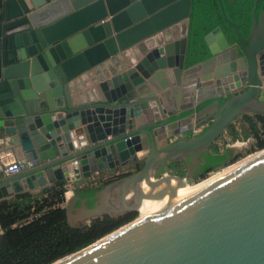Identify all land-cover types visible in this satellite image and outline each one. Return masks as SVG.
Returning <instances> with one entry per match:
<instances>
[{
	"label": "water",
	"instance_id": "95a60500",
	"mask_svg": "<svg viewBox=\"0 0 264 264\" xmlns=\"http://www.w3.org/2000/svg\"><path fill=\"white\" fill-rule=\"evenodd\" d=\"M189 3L0 0V200L128 169L89 207L70 197L65 220L137 212L170 178L184 183L163 163L189 156L190 170L232 118L264 114V3L244 37L228 21L235 39L214 28L210 56L186 65ZM207 63L214 89L202 94L194 70ZM190 119L210 125L176 139ZM136 217L49 264H264V150Z\"/></svg>",
	"mask_w": 264,
	"mask_h": 264
},
{
	"label": "trees",
	"instance_id": "16d2710c",
	"mask_svg": "<svg viewBox=\"0 0 264 264\" xmlns=\"http://www.w3.org/2000/svg\"><path fill=\"white\" fill-rule=\"evenodd\" d=\"M197 10L191 7L190 20L188 21V40L186 53L190 55L187 65L203 59L202 48L194 43L192 38L197 32V40L202 41L203 32L200 30L201 22L193 12ZM193 16V17H192ZM243 115L247 128L237 131L233 126L226 127V133L231 139L238 137L247 138L255 136L259 132L257 122L264 124V118ZM224 145V143H223ZM263 142L256 146L262 148ZM264 149V148H263ZM260 149V150H263ZM227 149L223 146L219 153L216 144L210 147L213 160L220 161V165L227 155ZM219 156V157H218ZM208 161V156L205 158ZM221 159V160H220ZM212 167L210 170L215 169ZM62 180L52 183L49 190L32 196L28 192L17 193L9 199L0 200V215L3 212L2 205L10 217L7 224L0 222L2 233L0 235V264H49L54 260L69 254L100 236L110 232L134 217V212L117 216L103 214L90 218L89 222H79L69 226L65 220L64 197L61 186ZM96 192V188L84 187L77 190L79 197H89Z\"/></svg>",
	"mask_w": 264,
	"mask_h": 264
},
{
	"label": "flooded vegetation",
	"instance_id": "af4514ba",
	"mask_svg": "<svg viewBox=\"0 0 264 264\" xmlns=\"http://www.w3.org/2000/svg\"><path fill=\"white\" fill-rule=\"evenodd\" d=\"M264 3V0H190L189 3V14H188V21L190 20V15H191V7L194 5L197 7V10L193 12V16L195 15L198 21L201 22L200 25V30L203 32L202 36V41L197 40V32L194 33V37L192 40L194 43L199 44V46L202 48V53L203 55H206L203 59L207 58L210 56L208 53L204 42H203V37L207 33L211 32L214 28L218 27L220 31L226 36V39L228 43L232 42L235 39L234 32L229 25L228 21L237 24V29L240 32V34L244 37L246 35L247 29L250 25V17H249V12L250 9L252 8L253 4H255V14L258 13V11L262 8V5ZM192 16V17H193ZM188 28V25H187ZM188 40V34L186 36V44ZM186 57L184 58V62L187 65L186 61L189 59L190 55L186 53ZM201 59V60H203ZM199 60V61H201ZM198 62V61H197ZM193 64V63H192ZM191 65V64H188ZM225 98H220L219 103L223 102ZM208 102H211L208 101ZM207 102V103H208ZM218 103V105H219ZM190 112H180L178 117H185L189 114ZM243 115H249L253 116L254 119H256L257 116H262L264 118V114H256V113H245L241 115H237L234 118H232L231 121L238 119L240 127L238 128V125H235V123H231L229 121L228 125L233 126L237 131L242 130L243 128H247L248 124L244 123L243 120ZM174 118H171L168 120V122L173 121ZM201 121V119L198 120V123ZM194 121L192 120V127L187 132H184L183 136L178 137L176 139L180 138H189L191 136H196L201 134L204 130L208 128L210 125V120L206 121L202 124H199L196 128L193 127ZM185 126V125H184ZM226 126V127H227ZM257 126L259 127V132L255 136H248L247 138H250V143L252 144L253 147H256L260 143H262V140L264 138V124L262 122H257ZM226 127L223 131L226 132ZM221 135V134H220ZM220 135L213 141L212 144L208 147L207 151L202 152L198 155L196 159V164L193 166L190 170L188 168L191 165L190 162V157L187 156L184 160H177L174 162H166L163 163L160 168L164 173H172V174H177L181 177H184V182H188V180L193 179L197 177L200 174H203L207 171H209L212 167H216L217 165L220 164V161H216L217 158L213 160L212 157L213 154L210 152V147L215 144V141L219 139ZM242 138V137H241ZM245 138V139H247ZM174 141V140H171ZM224 147L228 150L227 155L225 156L223 161H228L231 158H233V154L231 149L227 147L226 144H224ZM222 151V149H219V153ZM206 156H208V161L205 159ZM219 157V156H218ZM221 160V159H220ZM142 164L136 165L133 167L134 169H139ZM111 172V171H110ZM187 175V177H185ZM102 177V176H99ZM100 183L101 180H97L96 183L92 188H100ZM89 187V186H88ZM80 198H86L85 200V205L87 207L91 206V200L90 196L89 197H80ZM131 211L124 212L128 214ZM124 213H120L117 215H121ZM117 215H112V216H117ZM90 218L88 219L87 222H89ZM79 222H84L85 221H77L75 225Z\"/></svg>",
	"mask_w": 264,
	"mask_h": 264
},
{
	"label": "rangeland",
	"instance_id": "374dc122",
	"mask_svg": "<svg viewBox=\"0 0 264 264\" xmlns=\"http://www.w3.org/2000/svg\"><path fill=\"white\" fill-rule=\"evenodd\" d=\"M231 123H235V125H238V128L240 127L238 119L231 121ZM250 140H251L250 138L244 139L241 137H238V139L233 140L229 137V135L225 131H222L219 139H217L215 141V144L218 146V148L220 150L224 146L223 143L226 144L227 147H229V149H231L232 153H234L233 158L228 160L225 164L220 165L219 167H216L215 169H212V170H209L203 174H200L197 177L188 180V182H184L183 185L194 186L196 184H199V183L203 182L204 180H208L210 177L221 173L225 169H228V168L248 159L249 157L263 151L260 149L264 148V138L262 140L263 146H262V148H259V149L256 147H253L252 144L250 143ZM132 170H134V168ZM130 171L131 170H128V169H122V170L119 169L118 171H111V172L106 170L105 172L99 173L98 175H101V174L103 175L102 177L104 179L101 180V183L106 184L107 182H110L112 180H115L119 177L126 175ZM32 196H39V194L32 195ZM3 207H4V205H2L3 212L0 215V222L7 224L10 220L9 219L10 217L8 216L6 209H4ZM144 213L145 212H140L139 214L141 216H143ZM139 214H138V212H134V217L135 216L138 217Z\"/></svg>",
	"mask_w": 264,
	"mask_h": 264
},
{
	"label": "bare ground",
	"instance_id": "6f19581e",
	"mask_svg": "<svg viewBox=\"0 0 264 264\" xmlns=\"http://www.w3.org/2000/svg\"><path fill=\"white\" fill-rule=\"evenodd\" d=\"M180 29V28H179ZM178 32V30H177ZM176 34V33H175ZM202 68V76L206 75V74H210L209 77L207 78H204L202 79V76L199 77L198 76V71L199 69ZM213 69V66L211 63H207L203 66H200L198 69L194 70V74L196 77H199V86H200V93H207L211 90L214 89V85H213V73L214 71L212 70ZM193 74V73H191ZM194 78V77H193ZM193 78L189 79V81H192L194 80ZM189 86H191L192 84H188ZM180 86H177L175 90H177L176 92H179L180 91ZM184 88L186 89V86H184ZM194 91V90H193ZM192 120V119H191ZM264 150V149H263ZM226 170V169H225ZM217 175V174H216ZM215 176V175H214ZM213 177V176H212ZM211 178V177H210ZM206 181V180H204ZM203 181V182H204ZM169 187H168V191H164L161 198L159 200H153V199H146V198H143L141 199L139 205L137 206V212L138 214L140 212H145L144 215L147 213L148 210H150L151 208L155 207L156 205H158L159 203L163 202L164 200L168 199L169 197L171 196H174L176 194H179L193 186H188V185H183V184H177V181L174 179V178H170L169 181ZM202 183V182H201ZM200 184V183H199ZM197 185V184H196ZM195 186V185H194ZM141 187L142 189L145 191V190H152V188L150 189L145 183L142 182L141 184ZM115 202H113L114 204ZM102 209V208H100ZM143 215V216H144ZM142 217L140 214L138 215V217H136L135 219H138Z\"/></svg>",
	"mask_w": 264,
	"mask_h": 264
},
{
	"label": "crops",
	"instance_id": "0c3cea01",
	"mask_svg": "<svg viewBox=\"0 0 264 264\" xmlns=\"http://www.w3.org/2000/svg\"><path fill=\"white\" fill-rule=\"evenodd\" d=\"M176 30H178V32L176 31L178 37L170 39L171 41L177 40V39H179V37L181 36V35H180V29H179V27H177ZM198 76H199V77L202 76V68L199 69V71H198ZM176 103H178V101H177ZM191 123H192V120L190 119L189 124H191ZM172 131H173L172 129H168V130L166 131V134H167V133H170V132H172ZM172 139H173V138L170 137V138H169V141H171ZM7 161H8V160H7ZM104 172H105V171H104ZM103 179H104L103 177H99L97 174H92L91 179H81V180L76 181V182H70L71 189H70L69 194H68L66 197H64V205H65V202H66L70 197H72L73 195H77V196L79 197V195L76 193L77 190H80V189H82V188H84V187H88V186H89V187H93L97 180H103ZM64 183H67V182H64ZM51 185H52V183L49 184V186H51ZM103 185H104L103 183H100V186H99V187L101 188ZM28 193H30L31 195H36V194H41L42 192H40L39 190H32V191H28ZM79 198H80V197H79ZM77 204H78V201H76V202L74 203L75 206H77ZM1 233H2V229H1V227H0V235H1Z\"/></svg>",
	"mask_w": 264,
	"mask_h": 264
},
{
	"label": "built area",
	"instance_id": "2783aa9c",
	"mask_svg": "<svg viewBox=\"0 0 264 264\" xmlns=\"http://www.w3.org/2000/svg\"><path fill=\"white\" fill-rule=\"evenodd\" d=\"M16 171V165L14 163H10L3 167L4 174H9ZM63 197H66L71 189L70 183H63L61 186Z\"/></svg>",
	"mask_w": 264,
	"mask_h": 264
}]
</instances>
